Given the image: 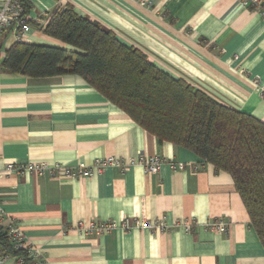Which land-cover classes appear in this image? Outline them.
<instances>
[{"label":"crops","instance_id":"0c3cea01","mask_svg":"<svg viewBox=\"0 0 264 264\" xmlns=\"http://www.w3.org/2000/svg\"><path fill=\"white\" fill-rule=\"evenodd\" d=\"M66 7L164 73L264 123V19L239 0H36L23 43L68 48L33 26ZM15 43L10 31L0 62ZM141 156L160 157L159 173L134 165L92 178L56 179L49 170L1 177L2 226L18 225L39 253L37 264H264L231 176L185 148L160 144L77 75L32 79L0 68V173L8 164L74 169ZM183 220L193 221L190 232L140 224ZM215 221L227 230H207ZM92 222L116 226L101 235L79 229Z\"/></svg>","mask_w":264,"mask_h":264},{"label":"trees","instance_id":"16d2710c","mask_svg":"<svg viewBox=\"0 0 264 264\" xmlns=\"http://www.w3.org/2000/svg\"><path fill=\"white\" fill-rule=\"evenodd\" d=\"M30 10L26 4V16ZM33 26L69 49L17 42L5 52L2 70L32 79L77 75L160 144L185 148L216 173L231 176L264 247L263 122L164 73L144 52L123 45L114 32L71 7L57 9L46 25ZM9 34L0 36V50ZM0 248L23 264H37L25 250L10 246L2 225Z\"/></svg>","mask_w":264,"mask_h":264},{"label":"built area","instance_id":"2783aa9c","mask_svg":"<svg viewBox=\"0 0 264 264\" xmlns=\"http://www.w3.org/2000/svg\"><path fill=\"white\" fill-rule=\"evenodd\" d=\"M36 0H2L0 5V36L6 31H13L17 42H24L28 34L32 31L29 25L28 17L25 15V5H32ZM61 0H56L60 2ZM244 8L250 9L258 13L264 19V0H239ZM163 160L158 156H141L129 163H124L122 159L109 157L105 159H97L92 166L80 165L77 168L70 169L62 165H54L48 167L46 164L41 165H14L8 164L6 169L0 173V178L11 175L12 173H20L22 171L42 172L49 170L56 179L60 178H92L94 175L102 174L107 168H118L122 172L128 170L134 165L141 166L147 174H158ZM5 213L0 205V225L3 224ZM144 228L156 229L159 231H168L173 228H179L190 232L193 229V221L183 220L176 221L173 225H167L164 221L154 223H140ZM79 229L86 233L97 235L105 234L111 231L116 225L112 223H96L92 222L88 229L84 228L83 223H79ZM123 228L130 229L131 226L127 222L123 223ZM206 229L215 233H224L227 230V224L222 221L209 222ZM6 235L10 246L15 250H25L29 258L37 262L39 253L32 248L24 239V235L18 225L12 222L5 227ZM14 260V264H23L21 259L11 258L4 255L0 248V264H8Z\"/></svg>","mask_w":264,"mask_h":264}]
</instances>
